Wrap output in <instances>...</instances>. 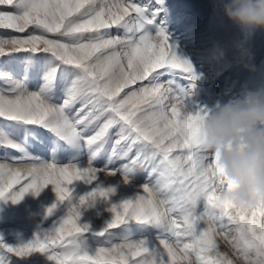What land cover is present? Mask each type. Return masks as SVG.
<instances>
[{
  "label": "snow or ice",
  "instance_id": "obj_1",
  "mask_svg": "<svg viewBox=\"0 0 264 264\" xmlns=\"http://www.w3.org/2000/svg\"><path fill=\"white\" fill-rule=\"evenodd\" d=\"M146 12L137 0H0V29L17 33L0 36V59L22 54L16 68L0 67V148L5 160L11 149L20 154L14 163L32 161L25 169L0 163V199L15 203L49 184L58 200L69 199L50 229L16 243L0 238V264H13V255L17 264H235L219 248L221 235L243 264H264V206L242 212L219 200L217 189L232 185L200 140L206 110L188 115L189 92L177 80L197 77L170 51L163 29L155 35L161 45L151 43ZM40 130L76 154L69 163L56 159L55 147L51 162L30 151L42 142ZM109 145L108 161L95 167ZM84 152L86 166L73 162ZM114 158L128 162L114 168ZM140 171L146 195L111 204L110 221L94 236L109 237L107 246L93 248L81 235L88 231L78 223L81 206L107 200L114 187L97 183L73 203L66 185L91 184L102 173L127 183ZM115 229L120 243L110 239ZM148 230L158 243L136 238Z\"/></svg>",
  "mask_w": 264,
  "mask_h": 264
},
{
  "label": "rangeland",
  "instance_id": "obj_2",
  "mask_svg": "<svg viewBox=\"0 0 264 264\" xmlns=\"http://www.w3.org/2000/svg\"><path fill=\"white\" fill-rule=\"evenodd\" d=\"M137 2H141L146 6V14L151 18V23L145 24L144 29L149 35H152L151 43L157 45L158 47L161 45V40L156 38L155 35L163 29L164 33L168 37L170 51L174 45L178 49L180 55L184 59H187L192 65V74L197 77L195 80H191L186 77H177L180 85L189 92V95L184 99L186 109L189 112L195 113L197 110H215L217 105H223L224 103L237 98L242 99L248 92H255L257 89L264 90V30L258 28H239L219 11L216 0H137ZM111 34L113 36L122 35L123 31L113 29ZM10 35H17V33L7 29H0V36ZM213 46L223 50L224 55L222 59L214 61L210 60L209 51L213 48ZM249 55L251 57L250 61L247 60ZM21 56L22 54H16L11 58L0 59V67H6L9 69L16 68ZM245 63H250L251 70L243 66ZM176 71L180 72L179 69ZM163 79H168V77ZM34 86L35 85L33 84V87ZM4 87L5 85L3 82H0V88ZM125 91H127V89ZM77 107H79V105H77ZM169 107H171V105ZM40 136L42 142L33 143L30 151L34 155L41 157L43 161L51 162L53 157L52 150L54 147L56 159L61 164L69 163L71 157L76 155L63 144L54 145L53 139L44 130H40ZM5 151V149L0 148V163H6L13 168L20 167L21 169L29 167L32 163V161L28 160L14 163L11 157L19 156L20 154L11 149L7 150L9 159L5 160L3 158ZM109 151L110 145L107 146L104 152H102L101 155L94 161L95 167L101 168L104 166V164L108 161ZM87 157L88 153L84 152L78 156V160L73 162H78L86 166ZM127 162L128 161L124 159L114 158L111 166L117 168ZM7 179H10V177H6V180ZM145 182H147V172L140 171L139 174H133L131 179L126 184L121 182V177L119 175L105 176L102 173L101 175H98L97 180L93 181L91 184H85L83 180H73L71 183L66 185V187L70 190V199L73 203L78 202L79 197L90 191L97 183H100L101 186L105 187H113L116 183L114 190L119 188L117 189L119 191L115 190L111 194L113 196L109 195L107 200L97 198L95 201L91 202V208L89 206L87 208H85V206L81 207V210L84 207L85 209L83 208V210H86L85 212L89 215L90 220L88 218L85 219L86 223L91 224H88L90 225L89 227H93V225L97 226V228L94 226L93 229H88L87 234L86 232L82 233L83 235L81 234L87 243L91 244L93 248L101 246L102 244V246H107L103 242L104 240L109 239V237L98 238L94 236L99 233L101 229L105 228L106 224L110 221L111 214L110 211H108V208L111 204L116 203L125 197H133L138 191H140L141 194L146 195L140 187ZM119 185H121V188ZM14 187L16 190L19 188V186L16 185H14ZM53 189L54 186L51 184L45 186L37 194H33L32 190L29 189L23 194L19 201L14 203V209L8 206L9 199H0V229L9 227L14 229L16 228L17 230L12 233V235H5L2 237L6 242L16 243L20 240L27 241L29 239V232H23L21 230L22 227L24 228V226L28 225L25 215L23 216V213L19 211L21 210V207L24 208L29 205L28 207H31L34 211H36L34 212L35 214L42 215L46 212L47 208L55 204V207L52 209L54 214H50L51 216L44 215L41 219H39L36 227L37 233L42 229V227H44L42 230H46L51 222L56 219L60 220L61 216H64L69 199L66 198L63 201L58 200ZM128 189L132 192L128 191ZM127 193H129V195ZM29 197L33 198L30 199ZM31 200L33 202H31ZM7 209L10 210L8 211ZM11 216V221H14L13 223L11 221L8 222L7 218H5ZM93 220L95 221L91 222ZM81 221H78V223H81ZM200 227H202V225H197V229ZM18 230H20V234ZM112 231L117 233V235L112 236L110 239L113 243H120V230L115 229ZM141 235L148 236L150 239L154 237L155 240L152 239L153 242L158 243L156 240V232L154 230H148L142 234L137 233L136 238H140ZM88 236L89 238H87ZM90 237H93V239ZM99 241L101 244H99ZM217 242L221 251L226 252L230 257L235 259L233 256V249L227 244V242L221 240L219 237H217ZM13 256V264H17L18 258ZM29 264H31V262H29ZM39 264H44V260L41 259ZM237 264H239V262H237Z\"/></svg>",
  "mask_w": 264,
  "mask_h": 264
},
{
  "label": "clouds",
  "instance_id": "obj_3",
  "mask_svg": "<svg viewBox=\"0 0 264 264\" xmlns=\"http://www.w3.org/2000/svg\"><path fill=\"white\" fill-rule=\"evenodd\" d=\"M216 4L239 28L264 30V0H216ZM223 55V50L215 46L209 51L213 61ZM247 60H251L250 55ZM243 66L251 70L250 63ZM188 115L193 113L188 111ZM197 123L200 140L216 154L213 170L218 166L222 170L220 179L232 185L217 189L219 200L242 212L264 206V90L217 105L215 110L204 112ZM159 210L164 213L162 204ZM219 238L227 242L222 235ZM233 256L235 264H243Z\"/></svg>",
  "mask_w": 264,
  "mask_h": 264
},
{
  "label": "bare ground",
  "instance_id": "obj_4",
  "mask_svg": "<svg viewBox=\"0 0 264 264\" xmlns=\"http://www.w3.org/2000/svg\"><path fill=\"white\" fill-rule=\"evenodd\" d=\"M250 31V30H249ZM248 31V32H249ZM251 32V31H250ZM253 33V32H252ZM249 35H250V33H249ZM251 36V35H250ZM171 52L173 53V54H175L177 57H180V58H182V59H184L181 55H180V53H179V51H178V49L173 45L172 46V49H171ZM206 80H208V79H206ZM41 137V136H40ZM44 142V141H43ZM78 160V159H77ZM17 167V166H16ZM19 169H21L20 167H19ZM24 169V168H23ZM114 179V178H113ZM116 179V178H115ZM109 181H111V180H109ZM116 181H119V180H116ZM117 183V182H116ZM115 183V184H116ZM115 184H114V186H115ZM126 184V183H125ZM113 185V184H112ZM113 186V187H114ZM121 185H119V187H120ZM122 186H124V185H122ZM116 187V186H115ZM121 188V187H120ZM125 188V187H124ZM117 189H119V188H117ZM117 189H115L116 191H119V190H117ZM127 189V188H126ZM114 190V191H115ZM122 190H123V187H122ZM54 191V190H53ZM128 191H131V190H129L128 189ZM136 191V190H135ZM132 192V191H131ZM134 192V191H133ZM137 192V191H136ZM30 193V192H29ZM28 193V194H29ZM116 193V192H115ZM114 193V194H115ZM118 193V192H117ZM135 193V192H134ZM28 194H26V195H28ZM128 195H129V193H127ZM111 195V194H110ZM122 195V194H121ZM127 195V196H128ZM33 196H36V195H33ZM111 196H113V195H111ZM26 197V196H25ZM24 197V198H25ZM51 197V196H50ZM55 197V196H54ZM120 197V196H119ZM122 197V196H121ZM30 198V197H29ZM33 198V197H32ZM32 198H30V199H32ZM56 198V197H55ZM123 198V197H122ZM126 198V197H125ZM43 199V198H42ZM41 199V200H42ZM23 200V199H22ZM39 200H40V198H39ZM50 200V199H49ZM53 200H54V198H53ZM113 200V199H112ZM6 201V200H5ZM57 201V200H56ZM31 202H33L32 200H31ZM39 202V201H38ZM24 203H25V200H24ZM35 203V202H34ZM50 203V202H49ZM48 203V204H49ZM117 203V202H116ZM22 204V203H21ZM28 204V203H27ZM31 204V203H30ZM92 204V203H91ZM114 204V203H113ZM45 205V204H44ZM8 206L10 207V208H12V209H14V203L9 199V203H8ZM16 206V205H15ZM23 206V205H22ZM27 206V205H26ZM29 206V205H28ZM27 206V207H28ZM42 206V205H41ZM61 206H64V205H61ZM21 207V206H20ZM21 207V210H19V211H21L22 213H23V216L25 215V218H26V222L28 223V225L27 226H24V228L22 227V231L23 232H25V231H28L29 232V239H31L33 236H34V234H37V231H36V227H37V225H38V222H39V219H41L44 215H49V216H51L50 214H52L53 213V210L51 211V213H47L46 214V212H44L42 215H37V214H35L34 212H36V211H34L31 207ZM46 207H49V206H46ZM82 207V206H81ZM90 207V206H89ZM15 208H17V207H15ZM39 208V207H38ZM84 208V207H83ZM83 208H82V210H81V215H80V217H79V219H78V221H81V220H84V221H81V224H90V223H86L85 222V219L86 218H88L89 219V215H88V213L87 212H85L86 210H83ZM85 208H87V207H85ZM84 208V209H85ZM91 208V207H90ZM95 208V207H94ZM4 209V208H3ZM8 211L10 210V209H7ZM94 210V209H93ZM96 210V209H95ZM45 211V210H44ZM59 211V210H58ZM14 212V211H13ZM38 212V211H37ZM40 212V211H39ZM43 212V211H42ZM93 212V211H92ZM91 212V213H92ZM95 212V211H94ZM100 212V211H99ZM98 212V213H99ZM64 213V212H63ZM2 214V213H1ZM54 214V213H53ZM111 214V213H110ZM94 215V214H93ZM97 215V214H96ZM102 215V214H101ZM10 216V215H9ZM22 216V217H23ZM54 217V216H53ZM59 217V216H58ZM62 217V216H61ZM90 217H92V216H90ZM100 217V216H99ZM5 218H7V221L8 222H10L11 220H12V216L11 217H5ZM24 218V217H23ZM52 218V217H51ZM51 218H49V219H51ZM108 218V217H107ZM87 219V220H88ZM100 219V218H99ZM106 219V218H105ZM44 220V219H43ZM90 220V219H89ZM96 220H98V219H96ZM104 220V219H103ZM57 221H59V219H56L55 221H53V222H51V224L48 226V228L47 229H50L52 226H53V224H54V222H57ZM95 220H93V221H91V222H94ZM12 222V221H11ZM14 222V221H13ZM12 222V223H13ZM103 222H105V221H103ZM24 223V222H23ZM102 223V222H101ZM46 224V223H45ZM93 224V223H92ZM97 224H99V223H97ZM5 225H8V224H5ZM91 225V224H90ZM90 225H88V229H93V227L95 226L96 228H97V226L96 225H93V227H89ZM104 225V224H103ZM12 226V225H11ZM16 226V225H15ZM18 226H19V224H18ZM23 226V225H22ZM99 226V225H98ZM8 227V226H7ZM47 227V226H46ZM44 227H42V229H43ZM102 228H103V226H102ZM18 229V228H17ZM41 229V230H42ZM46 229V230H47ZM15 231H17L16 230V228L14 229V228H3V229H0V238H2V237H4L5 235H12V233H14ZM20 230H18V232H19ZM97 231V230H96ZM17 232V233H18ZM88 232H86V234H87ZM94 233V232H93ZM19 234H20V232H19ZM149 234V233H148ZM153 234V233H152ZM83 235V234H82ZM155 235V234H154ZM153 235V236H154ZM87 238H89V236L87 237ZM90 238H92L93 239V237H90ZM108 238V237H107ZM28 239V240H29ZM97 239V238H96ZM152 239H154V237L152 238ZM155 240V239H154ZM12 241V240H11ZM91 241V240H90ZM90 241H88V242H90ZM97 241V240H96ZM105 241V240H104ZM98 242V241H97ZM104 243V242H103ZM99 244H101V242L99 241ZM99 244H97V245H99ZM93 245V244H92ZM96 245V246H97ZM103 245V244H102ZM101 245V246H102ZM93 247V246H92ZM94 247H95V245H94ZM14 257V256H13ZM13 261V260H12ZM15 261H16V259H15Z\"/></svg>",
  "mask_w": 264,
  "mask_h": 264
}]
</instances>
